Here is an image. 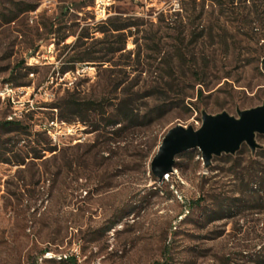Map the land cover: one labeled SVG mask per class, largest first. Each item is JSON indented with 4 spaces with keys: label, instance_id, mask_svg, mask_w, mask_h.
<instances>
[{
    "label": "rangeland",
    "instance_id": "1",
    "mask_svg": "<svg viewBox=\"0 0 264 264\" xmlns=\"http://www.w3.org/2000/svg\"><path fill=\"white\" fill-rule=\"evenodd\" d=\"M172 1L0 0V264H264L263 134L151 167L264 105V0Z\"/></svg>",
    "mask_w": 264,
    "mask_h": 264
},
{
    "label": "water",
    "instance_id": "2",
    "mask_svg": "<svg viewBox=\"0 0 264 264\" xmlns=\"http://www.w3.org/2000/svg\"><path fill=\"white\" fill-rule=\"evenodd\" d=\"M257 134L264 135V105L239 111V118L204 112L200 129L178 125L168 131L153 158L152 172L163 179L174 171L179 155L197 148L207 164L214 156L237 153L244 143L255 151Z\"/></svg>",
    "mask_w": 264,
    "mask_h": 264
},
{
    "label": "built area",
    "instance_id": "3",
    "mask_svg": "<svg viewBox=\"0 0 264 264\" xmlns=\"http://www.w3.org/2000/svg\"><path fill=\"white\" fill-rule=\"evenodd\" d=\"M103 5L104 6V9H103V17L102 19H106V7H105V2L104 1H98L97 3V8L100 6ZM182 8H181V3H180V0H173L170 4V11H173V12H179L181 11ZM98 12V10L96 11ZM100 18V17H99ZM14 93V88L10 85V84H6L4 86V89L1 91V94L2 96L5 97H11L12 94ZM56 123L55 122H52V124H50V128L53 127V125H55ZM57 125V124H56ZM51 132V130H49Z\"/></svg>",
    "mask_w": 264,
    "mask_h": 264
},
{
    "label": "trees",
    "instance_id": "4",
    "mask_svg": "<svg viewBox=\"0 0 264 264\" xmlns=\"http://www.w3.org/2000/svg\"><path fill=\"white\" fill-rule=\"evenodd\" d=\"M124 29H126V27H124V28H116V29H114V30H116V31H120V30H124ZM88 105H89V106L85 107V106H86L85 104L73 103V104L71 105V107H74V108H83V109H85V112H87V111L92 110L93 108H95V107H94V106H95V103H93V102L88 103ZM81 120L85 121L84 117H82ZM17 122H18V121H13V120L5 121V122H3V123H0V127H11V126L17 124ZM193 204H194L193 206H195V204H197V203L194 202ZM61 260H62L63 262L69 263V264H78L76 258H70V259L67 258V260H65V259L62 258Z\"/></svg>",
    "mask_w": 264,
    "mask_h": 264
}]
</instances>
